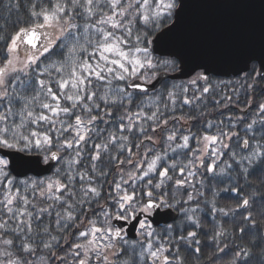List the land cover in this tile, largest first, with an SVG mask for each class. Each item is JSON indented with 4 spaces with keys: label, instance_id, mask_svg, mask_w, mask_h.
Masks as SVG:
<instances>
[{
    "label": "snow or ice",
    "instance_id": "obj_1",
    "mask_svg": "<svg viewBox=\"0 0 264 264\" xmlns=\"http://www.w3.org/2000/svg\"><path fill=\"white\" fill-rule=\"evenodd\" d=\"M24 7L26 19L0 15V264H69L68 257L71 264H184L181 244H195L199 259L197 231L175 237L179 225L168 224L160 234L150 217L161 208L175 209L189 227L200 229L206 174L231 180L236 169L249 187L248 178L257 176L259 195L209 187L213 199L205 204L213 221L216 214L234 219L237 209L247 213L238 231L241 239L252 236L251 247H220L227 232L217 225L206 264L226 252L229 264H251L256 247L264 264V234L253 213L258 208L256 215L264 218V144L246 156L232 152V163L222 161L217 173L223 149L230 147L224 139L231 135H208L218 126L211 120L201 125L202 136L190 128L178 135L185 129L176 125L185 117L174 113L185 106L198 109L213 91L203 72L187 85H173L164 99L162 93L140 99L148 96L149 85L155 87L153 69L161 63L152 45L179 32L180 0H31ZM13 8L19 13V0L5 6L9 13ZM257 110L261 118L246 131L255 132L259 123L264 133V102ZM157 133L167 134L158 142ZM241 145L248 149L250 139ZM14 153H36L49 169L56 166L49 176L18 180L8 170ZM220 191L239 196L236 208L217 207ZM129 229L136 239L129 238Z\"/></svg>",
    "mask_w": 264,
    "mask_h": 264
},
{
    "label": "trees",
    "instance_id": "obj_2",
    "mask_svg": "<svg viewBox=\"0 0 264 264\" xmlns=\"http://www.w3.org/2000/svg\"><path fill=\"white\" fill-rule=\"evenodd\" d=\"M8 3L9 0H0V15L6 17L10 15V18L13 21L16 19L18 14L24 17L25 19L27 18V12L25 10L24 5L30 4L31 0H19V3L21 4L19 13L15 8L12 9L11 13L7 12L5 10V6L8 5ZM11 3L12 4L17 3V0H11ZM165 26H167V24ZM154 36L155 34H153V37ZM21 55L23 56L24 53L22 52ZM153 55L156 59L161 61V63L155 69H153V73L155 74V77L158 76V74L161 72H174L177 70L179 63L176 59L159 56L154 53ZM165 60L174 61L175 66L173 67L171 64L162 63ZM200 72L202 71H199L197 73ZM195 75H193L188 79H183V80L166 79L161 85H159L158 88L149 91L148 96L140 97V99L147 101L149 97L153 95H159L161 93L163 94L162 99H164L166 98L167 90L171 89L173 85H177V86L181 84L187 85V82L193 79ZM208 77L210 84L213 86V91H211L209 94H206L204 103H201L198 109H193L190 108L189 106H185L183 111L181 112L178 108V110L174 114L177 116L183 115L185 117L184 121H182L181 124L176 125V127H181L182 125L183 128L185 129V131L178 133V135L187 134V129L190 128L193 134H195L198 137L202 136L203 134H205V128L202 127L201 125L203 124L204 121L207 120H211L214 124L218 125L217 127H214L211 130H209L207 132L208 135H217L220 132H225L231 135V139L228 138L224 139V143L229 144L230 147L223 149L224 153L226 154L222 155L221 160L217 162L218 167L216 171L217 173H219V168L224 166L222 161H228L229 163H232L231 160L232 152L237 153V157L246 156L250 151H252L253 147H256L257 143L264 144V140L261 139V136L264 135V133H262L261 126L259 123H257L254 126L255 132L246 131V125L248 123H250L252 120H259L261 118L258 114L257 106L260 103L264 102V80H261L259 78L258 65L256 63H252L249 71L238 76H231L229 78H226V77H217L214 75H208ZM254 82L256 83V86L254 88L247 87V85H251ZM199 86L203 87L204 83L201 81ZM193 91L194 88L189 87V93H188L189 96H191ZM197 95H199V93H197ZM225 96L231 97V102L225 100L224 99ZM217 101H219V103H217ZM199 112L205 113L204 117L200 121L193 123L192 121L189 120V115L196 116L198 115ZM169 127H172V125H169ZM166 134L167 133H157L156 135L157 141L159 142L160 137ZM253 136H255V139H252ZM245 138H248L251 141V147H249L248 149H244L241 145V141ZM192 146L196 147L195 142L192 143ZM30 154H36V153H30ZM52 170H54V168ZM200 171L204 172L205 169L201 168ZM239 171H240L239 169H236L231 173L232 176L231 180H229L227 176H223V175H218L215 179H213L211 178L212 177L211 173L206 174L205 186L204 188L200 189V191L204 192L205 195L204 197H201L199 199V207L201 211L197 213V216L200 218V224H201L200 229H194L189 227L184 220V216L175 209H173L179 214L178 218L175 221L169 223V224H173L174 226L179 225V227H174L173 235L175 237H179L180 235H187V231L195 230L198 232L196 239L201 241V244L199 245L201 248V255L199 256V259L197 258V254H195L192 251V249L196 247L195 244H192L191 246L181 244L179 246L180 255L185 258L184 264H206L205 258L211 253V251H213V248L208 247V243L210 242L209 237H211L214 234L215 230H219L217 228V225L220 224L223 225V228L227 232V235L224 236L218 242L220 247H224V245H228L229 249L231 250H237L236 249L237 245L240 246L247 245L251 247L250 240L252 239V236L246 235L243 239H241L240 233L238 231V228L240 226V221L242 217L247 213L241 212L239 209H237L235 212L234 219L232 215H229V217L225 218L219 214H216L213 221V214H211L208 210L209 205L205 204V199L207 200L213 199L212 193L207 191L209 187L217 191L225 188L238 187L242 189L239 196H243L246 198H251L253 193L259 195V193L256 191L257 187H259L260 185V180L257 178V176L254 175L248 178L251 181V184L253 185L252 187H249L247 186L246 179L239 176ZM51 172L48 175H44L42 177H35L30 175L27 178L39 179L51 175ZM25 178H16V179L24 180ZM189 191H191V189H189ZM260 192H264V187L260 188ZM239 196H237V194L233 192L220 191L219 195L215 197L217 207H222L225 208L226 210L231 208H236V205L239 201ZM177 198L178 199L181 198V195L177 194ZM183 198L186 199V196H184ZM256 203L259 204V201L257 200ZM185 206L188 207L195 205L192 204ZM258 211H259L258 208L253 209V213L260 228V233L264 234V218H261V216L256 215ZM166 225L168 224L160 225L158 227H153V229L157 233L163 234V229ZM181 229H183V231H181ZM252 251L255 253V255L253 256L251 264H260V260L258 257L260 256L262 249L260 247H256L253 248ZM172 253L173 254L175 253V248L172 249ZM61 255H63V253H61ZM230 260H231V252H226V254L221 256V258L218 261H216L215 264H229ZM68 261L69 264H71V257H68Z\"/></svg>",
    "mask_w": 264,
    "mask_h": 264
},
{
    "label": "water",
    "instance_id": "obj_3",
    "mask_svg": "<svg viewBox=\"0 0 264 264\" xmlns=\"http://www.w3.org/2000/svg\"><path fill=\"white\" fill-rule=\"evenodd\" d=\"M180 2L184 7L179 32L172 39L152 45L155 54L176 59L178 70L161 72L152 81L155 87L148 86L149 91L158 88L166 79H188L198 71L217 77L238 76L249 71L252 63L258 64L259 75L264 74V0ZM10 159L9 169L19 178L43 176L52 171L37 155L14 153ZM177 217L174 210L159 209L150 220L159 226ZM129 237H137L134 230L129 229Z\"/></svg>",
    "mask_w": 264,
    "mask_h": 264
},
{
    "label": "rangeland",
    "instance_id": "obj_4",
    "mask_svg": "<svg viewBox=\"0 0 264 264\" xmlns=\"http://www.w3.org/2000/svg\"><path fill=\"white\" fill-rule=\"evenodd\" d=\"M152 227H154V226H152Z\"/></svg>",
    "mask_w": 264,
    "mask_h": 264
}]
</instances>
